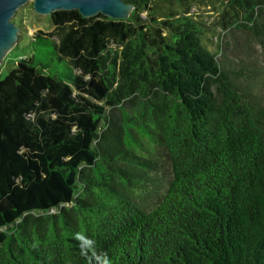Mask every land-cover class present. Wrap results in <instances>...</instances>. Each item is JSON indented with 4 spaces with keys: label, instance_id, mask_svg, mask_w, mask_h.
<instances>
[{
    "label": "trees",
    "instance_id": "16d2710c",
    "mask_svg": "<svg viewBox=\"0 0 264 264\" xmlns=\"http://www.w3.org/2000/svg\"><path fill=\"white\" fill-rule=\"evenodd\" d=\"M122 1L0 79V264H264L262 89L221 39L264 51V0L217 1L213 53L196 0Z\"/></svg>",
    "mask_w": 264,
    "mask_h": 264
},
{
    "label": "rangeland",
    "instance_id": "374dc122",
    "mask_svg": "<svg viewBox=\"0 0 264 264\" xmlns=\"http://www.w3.org/2000/svg\"><path fill=\"white\" fill-rule=\"evenodd\" d=\"M218 0H196L195 4L189 5V14L193 16L196 21L209 27L207 36L205 37V44L208 45L210 52L216 51L217 38L221 33V26L219 25L220 17L217 14V9L221 7L216 5ZM32 1H27L20 5L10 22L18 28L17 41L7 51L4 52L0 59V79L6 76L14 67L16 61L31 53L29 48V41L35 31L51 32L54 27L51 25L49 19L50 15H36L31 8ZM217 8V9H216ZM227 37L221 38L228 45V56L238 64H245L252 77L253 81L262 92L260 93L261 101L264 104V51L257 46L254 41L244 32L239 30L230 31Z\"/></svg>",
    "mask_w": 264,
    "mask_h": 264
},
{
    "label": "water",
    "instance_id": "95a60500",
    "mask_svg": "<svg viewBox=\"0 0 264 264\" xmlns=\"http://www.w3.org/2000/svg\"><path fill=\"white\" fill-rule=\"evenodd\" d=\"M27 1H32L31 8L36 15L77 10L84 18L101 14L109 19L125 20L133 9L122 0H0V59L17 41L18 28L10 22V18Z\"/></svg>",
    "mask_w": 264,
    "mask_h": 264
}]
</instances>
